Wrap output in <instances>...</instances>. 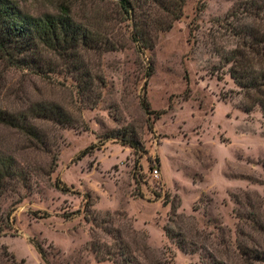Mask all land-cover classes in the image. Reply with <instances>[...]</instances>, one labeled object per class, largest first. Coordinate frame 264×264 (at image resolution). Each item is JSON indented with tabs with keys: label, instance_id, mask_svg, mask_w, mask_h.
I'll list each match as a JSON object with an SVG mask.
<instances>
[{
	"label": "rangeland",
	"instance_id": "374dc122",
	"mask_svg": "<svg viewBox=\"0 0 264 264\" xmlns=\"http://www.w3.org/2000/svg\"><path fill=\"white\" fill-rule=\"evenodd\" d=\"M5 1L87 43L0 53V264H264L263 0Z\"/></svg>",
	"mask_w": 264,
	"mask_h": 264
},
{
	"label": "trees",
	"instance_id": "16d2710c",
	"mask_svg": "<svg viewBox=\"0 0 264 264\" xmlns=\"http://www.w3.org/2000/svg\"><path fill=\"white\" fill-rule=\"evenodd\" d=\"M116 1L123 13L133 16L137 5L142 0ZM85 38L82 30L73 22L68 13L34 18L16 13L7 5V1L0 0V53L10 57L9 59L12 62L14 59L18 63L20 62L19 59L15 58V53L27 56V54H31L33 48L37 47L38 43L47 49H53L65 55L78 49L80 45L86 44L87 40ZM244 40L245 45H249L251 52L253 51L261 56L259 57L261 69L259 72L243 69L244 76H240L237 70L234 69L232 70V76L242 88L255 89L260 93L258 102L264 115V35H258L257 29L253 28L250 31H245ZM29 61L33 64V60ZM245 77L249 80L244 82ZM53 115L54 110H45V114L41 117L48 119L49 117L55 118L58 116ZM0 121L10 126L17 125L13 117L2 111H0ZM32 135H34L33 132ZM34 136L36 137V134ZM12 165V162L8 159L0 160V184H3L11 176ZM256 255L257 252L252 260L264 261V258Z\"/></svg>",
	"mask_w": 264,
	"mask_h": 264
},
{
	"label": "built area",
	"instance_id": "2783aa9c",
	"mask_svg": "<svg viewBox=\"0 0 264 264\" xmlns=\"http://www.w3.org/2000/svg\"><path fill=\"white\" fill-rule=\"evenodd\" d=\"M151 175H152V177H154V178L159 177V175H160L159 169H158V168L153 169V170L151 171Z\"/></svg>",
	"mask_w": 264,
	"mask_h": 264
}]
</instances>
